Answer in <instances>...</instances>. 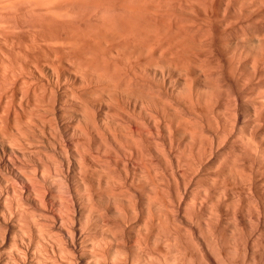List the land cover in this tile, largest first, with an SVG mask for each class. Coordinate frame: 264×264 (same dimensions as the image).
I'll use <instances>...</instances> for the list:
<instances>
[{"label":"bare ground","instance_id":"6f19581e","mask_svg":"<svg viewBox=\"0 0 264 264\" xmlns=\"http://www.w3.org/2000/svg\"><path fill=\"white\" fill-rule=\"evenodd\" d=\"M0 264H264V0H0Z\"/></svg>","mask_w":264,"mask_h":264}]
</instances>
